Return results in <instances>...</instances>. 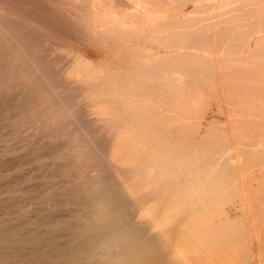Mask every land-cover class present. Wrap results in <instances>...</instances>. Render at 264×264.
<instances>
[{
	"label": "rangeland",
	"instance_id": "374dc122",
	"mask_svg": "<svg viewBox=\"0 0 264 264\" xmlns=\"http://www.w3.org/2000/svg\"><path fill=\"white\" fill-rule=\"evenodd\" d=\"M263 46L264 0H0V264H68L101 190L157 213L131 264H264Z\"/></svg>",
	"mask_w": 264,
	"mask_h": 264
},
{
	"label": "bare ground",
	"instance_id": "6f19581e",
	"mask_svg": "<svg viewBox=\"0 0 264 264\" xmlns=\"http://www.w3.org/2000/svg\"><path fill=\"white\" fill-rule=\"evenodd\" d=\"M258 43V42H257ZM259 44H260V42L257 44L258 45V47H259ZM239 47V46H238ZM236 48V47H235ZM247 48V47H246ZM263 48H264V46H263ZM232 49L233 50H235L233 47H232ZM260 49L262 50V48L260 47ZM257 51H258V49H257ZM180 53V52H179ZM262 53V52H261ZM188 54V53H187ZM263 54V53H262ZM193 55V54H192ZM175 57V56H174ZM188 57V56H187ZM262 57H264V56H261V59L262 60H264ZM193 58H194V56H193ZM186 59V58H185ZM201 59H203V57H201ZM241 59V58H240ZM258 60L260 59V58H257ZM194 60V59H193ZM249 60V59H248ZM251 61L252 60H254V59H250ZM257 60V61H258ZM262 60H260V61H262ZM184 61V60H183ZM197 61V60H196ZM223 61V60H222ZM236 62L233 64V63H231V62H229V68L231 69V67L233 68L234 67V69H237V66H234L235 64H239L240 62H241V60H235ZM243 61H244V63L246 62L247 64L246 65H249L248 64V62H247V60L245 61L244 59H243ZM232 62H234V61H232ZM243 62H241V64H242ZM252 63V62H251ZM254 63H256V62H254ZM258 63H259V61H258ZM257 63V64H258ZM262 63H264V62H262ZM163 64V63H162ZM230 64H232V66H230ZM256 64V65H257ZM263 65V64H262ZM241 66V65H240ZM259 67H260V64L258 65ZM258 66H257V68H258ZM200 67H203L202 65L200 66ZM242 67H245V64L244 65H242ZM262 67V66H261ZM195 68V67H194ZM240 67H238V69H239ZM254 68H256V67H254ZM263 68H264V66H263ZM233 69V70H234ZM241 69V68H240ZM260 69V68H259ZM246 70H248V69H246ZM262 70H263V72H264V69H261V70H256L257 71V75H259V77H260V75H261V77L260 78H263L264 77V75L263 74H259V72H261L262 73ZM239 71V70H238ZM243 71H245V69L243 70ZM248 71H250V70H248ZM251 71H253V70H251ZM254 71H255V69H254ZM84 72V71H83ZM210 72V71H209ZM237 72V71H236ZM242 72V71H241ZM203 73V72H202ZM222 73V72H221ZM232 73V72H231ZM242 73H244V72H242ZM198 74V73H197ZM254 74V73H253ZM252 74V75H253ZM234 75V74H233ZM238 75V74H237ZM239 75H240V73H239ZM249 75V74H248ZM255 75H256V73H255ZM80 76V75H79ZM223 76V75H222ZM263 76V77H262ZM211 77V76H210ZM244 77H246L245 75H244ZM194 78V77H193ZM233 79H235L234 77H232ZM239 78V77H238ZM248 78V77H247ZM240 79V78H239ZM248 80V79H247ZM262 80V79H261ZM260 80V81H261ZM197 81V80H196ZM205 81V80H204ZM235 81V80H234ZM233 81V82H234ZM250 81V80H249ZM264 80H262V82H263ZM238 82V81H237ZM242 82H245V81H242ZM246 82H248V81H246ZM252 82V81H251ZM261 82V83H262ZM241 83V82H240ZM239 83V84H240ZM260 83V84H261ZM238 84V83H237ZM251 84V83H250ZM252 84H254V83H252ZM199 85V84H198ZM227 85V84H226ZM246 85H247V83H246ZM241 86V85H240ZM248 86H249V84H248ZM257 86H259V85H257ZM256 85H255V88L256 89H258V87H257ZM262 86H264V82H263V84H262ZM236 87V86H235ZM253 87V89H254V85L252 86ZM251 87V88H252ZM230 88V87H229ZM239 88V87H238ZM242 88V90H241V92H243V93H241V96L239 95V93L237 94V95H239V96H237V97H240V99H238L239 100V102H245V100L247 99L248 101H249V99H253V101H251L250 102V105L252 104L254 107H255V105L257 104V102H262L261 101V99H262V96L264 97V94H261L262 92H260L261 90L260 89H258V91L256 90V92L257 93H255V91H254V93L255 94H258V95H256V99L258 100V98L259 97H257V96H261L260 97V101H257L256 99H254V98H251V95L250 94H254V93H248L249 91V89L247 88V87H245V88H243V86L241 87ZM262 88V87H261ZM231 89V88H230ZM232 89H236V88H233L232 87ZM231 89V90H232ZM179 91V90H178ZM228 91V90H227ZM235 91V90H234ZM238 91H240V90H238ZM238 91H235V92H238ZM246 91V93H244ZM253 91V90H252ZM232 92V91H231ZM234 92V93H235ZM264 93V92H263ZM61 94V93H60ZM235 94V95H236ZM261 94V95H260ZM234 95V94H233ZM247 95H250V98H248L249 96H246ZM244 96V99H242V97ZM253 96V95H252ZM245 97H246V99H245ZM234 98H235V96H234ZM150 99V98H149ZM254 100L256 101V104H254L253 102H254ZM263 100V99H262ZM108 101V100H107ZM145 102V101H144ZM247 102V101H246ZM146 103V102H145ZM264 103V102H263ZM249 104V103H248ZM248 104H246L245 103V105H247L248 106ZM260 104H262V103H260ZM263 105V104H262ZM180 106V105H179ZM252 106V107H253ZM257 106V105H256ZM240 107V106H239ZM259 107V106H258ZM263 107V106H262ZM264 108V107H263ZM94 111H96V110H94ZM127 111V110H126ZM193 111V110H192ZM244 111V110H243ZM247 111V110H246ZM245 111V112H246ZM259 111V110H258ZM73 112V111H72ZM81 112V111H80ZM191 112V111H190ZM189 112V113H190ZM263 112V111H262ZM75 113V112H74ZM78 113V112H77ZM95 113V112H94ZM187 113V112H186ZM196 113V112H195ZM239 113V112H238ZM250 113V112H249ZM64 114V113H63ZM196 115H197V113H196ZM86 116V115H85ZM233 116V115H232ZM247 116V115H246ZM260 116V115H259ZM264 116V115H263ZM107 117V116H106ZM240 117V116H239ZM150 119H152V118H150ZM232 119V118H231ZM258 119V118H257ZM236 120V119H235ZM152 121V120H151ZM230 121V120H229ZM233 121V119L231 120V122ZM238 120H236L235 122H233V123H238L239 125H241V126H239L238 124H236V125H238L237 127L238 128H240V129H238L237 127H235V128H237L235 131L237 132V131H239V130H241V132L242 131H245L244 132V134L246 135V130H248L249 131V129H246L247 127H243V125H245L244 123H242V124H240V122H237ZM245 121V120H244ZM144 122V121H143ZM189 122V121H188ZM193 122V121H192ZM206 122V121H205ZM204 122V123H205ZM227 122V121H226ZM247 121H245V123H246ZM249 122V121H248ZM73 123V122H72ZM154 123V122H153ZM185 123V122H184ZM190 123V122H189ZM195 123V122H194ZM198 123H200V121L198 122ZM207 123V122H206ZM253 123V122H252ZM230 124H232V123H230ZM256 124H258V123H256ZM152 125V124H151ZM195 125V124H194ZM200 125V124H199ZM233 125V124H232ZM248 125H249V123H248ZM176 126H177V123H176ZM187 126H190V125H187ZM192 126V125H191ZM190 126V127H191ZM247 126V125H246ZM250 126V125H249ZM255 126V125H254ZM116 127V126H115ZM173 127H175V125L173 126ZM172 127V128H173ZM182 127V126H181ZM185 128H190V127H186V125L184 126ZM207 127H208V125H207ZM210 128H213V127H211V126H209ZM169 128H170V126H169ZM176 128V127H175ZM185 128H183V131L185 130ZM191 128H193V126L191 127ZM202 128V127H201ZM233 128V127H232ZM231 128V129H232ZM243 128V129H242ZM245 128V129H244ZM198 129V128H197ZM205 128H203L202 130H204ZM225 129H227V128H225ZM259 129H260V127H259ZM258 129V130H259ZM262 129H264V123H263V126H262ZM76 130V129H75ZM145 130V129H144ZM147 130V129H146ZM168 130V129H167ZM177 130V129H176ZM180 129H178V131H179ZM188 130H190V129H188ZM208 130V129H207ZM214 130V129H213ZM261 130V129H260ZM74 131V130H73ZM150 131V130H149ZM181 131V130H180ZM198 131V132H197ZM231 131H233V129L231 130ZM230 131V132H231ZM251 131H253V130H251ZM251 131H250V133H251ZM263 131V130H262ZM171 133H172V131H170ZM169 132V133H170ZM186 133L188 132L187 130L185 131ZM190 132H191V134H193L192 133V130H190ZM193 132H197V133H199V130H193ZM216 132V131H215ZM214 132V133H215ZM218 132H219V130H218ZM225 132V130L223 131V133ZM230 132H228V133H230ZM240 132V131H239ZM238 132V133H239ZM256 132V131H255ZM141 133V132H140ZM142 133H145V132H142ZM170 133V134H171ZM185 133V134H186ZM189 133V132H188ZM201 133V132H200ZM249 132L247 133V134H250ZM257 133H259V131H257ZM263 133H264V131H263ZM263 133H260V134H263ZM203 134H205V133H203ZM217 134V133H216ZM225 134H227L226 132H225ZM241 134H243V132L241 133ZM256 134V133H255ZM189 135V134H188ZM194 135H196V134H194ZM200 135L201 134H197V137L199 136L200 137ZM150 136V135H149ZM152 136V135H151ZM150 136V137H151ZM167 136V135H166ZM171 136V135H170ZM175 136V135H174ZM192 136V135H191ZM202 136V135H201ZM222 136V135H221ZM220 136V137H221ZM224 136V135H223ZM222 136V137H223ZM227 135H225L223 138H225ZM252 136V135H251ZM137 137V136H136ZM173 137V136H172ZM172 137H169V138H172ZM176 137V136H175ZM193 137V136H192ZM228 137V139H230L229 137L230 136H227ZM226 137V138H227ZM258 137V136H257ZM225 138V139H226ZM217 139H219V138H217ZM137 140V139H136ZM196 140H197V138H196ZM202 140V139H201ZM231 140V139H230ZM169 141H171V140H169ZM218 141H220V140H218ZM227 141H229V140H227ZM227 141H225V143L227 142ZM115 142V141H114ZM194 142H197V141H195L194 140ZM202 142V141H201ZM209 142V141H208ZM126 143V142H125ZM141 143L143 144V142L141 141ZM207 143V142H206ZM222 142L220 141V144H221ZM119 144V143H118ZM148 144H149V142H148ZM204 144H205V142H204ZM227 144V143H226ZM121 145H123V143L121 144ZM124 145H127V143L126 144H124ZM203 145V144H202ZM137 146L138 145H136V144H129L128 145V151L129 152H133L132 153V155L134 154V153H136L135 151H134V148H137ZM154 146V145H153ZM204 147H205V145H203ZM213 146H215L214 144H213ZM100 148V147H99ZM124 148L126 149L127 147L126 146H124ZM172 148H173V146H172ZM175 148V147H174ZM220 149V148H219ZM222 150H223V148H221ZM226 149V148H225ZM118 150V149H117ZM140 150V149H139ZM166 150V149H165ZM164 150V151H165ZM138 151V150H137ZM124 152V151H123ZM139 152V151H138ZM227 152V151H226ZM261 152V151H260ZM117 153V152H116ZM125 153V152H124ZM141 153V152H140ZM169 153H171L170 151H169ZM223 153V152H222ZM262 153V152H261ZM84 154V153H83ZM118 154H119V152H118ZM178 154V153H177ZM206 154V153H205ZM224 154H226V153H224ZM257 154V155H256ZM256 154L254 153V156H256V157H259V153L258 152H256ZM135 155V154H134ZM153 155V154H152ZM261 155V154H260ZM160 156V155H159ZM175 156V155H174ZM209 156V155H208ZM218 156V155H217ZM262 156V155H261ZM250 157H252V156H250ZM264 157V155L262 156V157H260V158H262V159H264L263 158ZM142 158H144V157H142ZM150 158V157H149ZM155 159H156V157H155ZM154 159V160H155ZM159 159V158H158ZM253 159V158H252ZM216 160V159H215ZM215 160H214V162H215ZM227 160V159H226ZM259 160H261V159H259ZM251 161H254V160H251ZM264 161V160H263ZM156 162V161H155ZM167 162V161H166ZM178 162V161H177ZM104 163V162H103ZM251 163V162H250ZM253 163V162H252ZM260 163H262V161L260 162ZM213 164V163H212ZM248 163H246L245 164V168H248V167H246V165H247ZM258 164V163H257ZM206 165V164H205ZM250 165V164H249ZM128 166V165H127ZM244 166V165H243ZM248 166V165H247ZM253 166H256V163L253 165ZM115 167V166H114ZM209 167V166H208ZM257 167L259 168V167H261V169L259 168L258 169V171L260 170H262L263 169V171H264V168H262V166L260 165V166H258L257 165ZM264 167V166H263ZM135 168V167H134ZM198 168V167H197ZM249 168H250V166H249ZM108 169V168H107ZM254 169H256V168H254ZM103 171H105V170H103ZM192 171V170H191ZM256 171V170H255ZM254 171V172H255ZM259 171V172H260ZM263 171H261L260 172V177H259V179L261 180V181H259V179H258V181L261 183L262 181L264 182V177H262L261 178V176H264V175H261V173L263 172ZM204 172V171H203ZM251 171H249V173H250ZM258 172V173H259ZM196 174V173H195ZM263 174V173H262ZM186 175V174H185ZM255 175H256V173H255ZM248 176H250L249 174H248ZM174 177V176H173ZM195 177V176H194ZM178 178V177H177ZM176 178V179H177ZM187 178V177H186ZM251 178L253 179V178H255L256 179V177L254 176V173H253V175H251ZM166 179H167V177H166ZM263 179V180H262ZM119 182V181H118ZM129 182V181H128ZM166 182V181H165ZM116 184V183H115ZM150 184V183H149ZM221 184V183H220ZM263 186H264V183H261ZM260 184V185H261ZM129 185V184H128ZM104 188V187H103ZM138 188V187H137ZM151 188V187H150ZM218 188V187H217ZM140 189V188H139ZM189 189V188H188ZM209 189V188H208ZM216 189V188H215ZM111 191V190H110ZM109 191V192H110ZM146 191V190H145ZM150 191V190H149ZM190 191V190H189ZM221 191V190H220ZM263 191V190H262ZM100 192V191H99ZM116 192V191H115ZM140 192V191H139ZM151 192V191H150ZM183 192V191H182ZM216 192V191H215ZM264 192V191H263ZM101 194L103 193V195L102 196H99V197H103V199L102 198H100V199H102V202H100V203H105L106 204V207L107 208H104L105 210H104V212L102 213V218H101V216H100V218L102 219V220H98L99 222H95V224H93V226L92 227H89V229L87 230V228H86V232H85V228H84V233H82V234H79V236H77V237H75L74 236V238L69 242V249H70V251H71V254H70V258H69V263L68 264H77V263H79L78 261L76 262V260H79L78 258H76L77 257V255L78 254H80V256L81 257H83L85 260L87 259L88 261H91L93 258H97V261H98V264H131L132 262H136V261H142V260H144V258H145V256L146 255H143V251H146V252H150V251H152L151 249L152 248H154L155 246H153V244L154 243H156L157 241H159V239L161 240L162 238H163V236L161 237V238H159V236H161V234H162V231H161V234H159V236L158 237H156L157 235H153L154 233H152V235H150V233H151V231L150 230H148V229H150V227L153 225V224H156V222H158V221H156V217H157V213L154 215V217L153 218H150V219H152L151 221H149L148 222V220L145 222V224L147 223V225L146 226H144L143 224H141L142 226H139V225H137L136 226V224L135 223H133V222H135V221H133L134 220V216H135V213H133V211H132V209H130V207H129V204H128V200H126V199H123L122 197V195L121 194H119V193H117V195L118 196H122L120 199L118 198H116V197H118L117 195H115V199H117V200H115V204H110L109 205V203H110V200H108V191H105V190H103V192H102V190H101V192H100ZM111 193V192H110ZM123 193V192H122ZM148 194V193H147ZM209 194V193H208ZM112 195H114V194H112ZM182 195V194H181ZM189 195V194H188ZM226 195V194H225ZM259 195H261V197L260 198H262L263 196H264V194H260L259 193ZM111 196V195H110ZM214 196H216V195H214ZM221 196H222V194H221ZM95 197V196H94ZM138 197V196H137ZM113 198V197H112ZM191 198V197H190ZM194 198V197H193ZM241 198V197H240ZM264 199V198H263ZM225 200V199H224ZM260 200H262V199H260ZM97 201V200H96ZM113 201V200H112ZM190 201H193V200H190ZM230 201V200H229ZM226 202H228V201H226ZM236 202V201H235ZM112 203V202H111ZM231 204V203H230ZM233 204H235V203H233ZM94 205H96V203L94 204ZM259 205V204H258ZM91 206H93V205H91ZM105 206V205H104ZM226 206V205H225ZM157 207V206H156ZM215 207V206H214ZM178 208V207H177ZM235 208V207H234ZM262 208V207H261ZM146 209H148V208H146ZM155 209V208H154ZM170 209V208H169ZM171 209H173V208H171ZM181 209V208H180ZM183 209V208H182ZM101 210H102V208H101ZM190 210V209H189ZM211 210V209H210ZM85 211H87V210H85ZM150 211V210H149ZM161 211V210H160ZM97 212V211H96ZM158 212V211H157ZM176 212V211H175ZM231 212H233V211H231ZM262 212V211H261ZM86 213V212H85ZM95 213V212H94ZM165 213H166V210H165ZM167 213H169V211L167 212ZM178 213V212H177ZM216 213V212H215ZM137 214V213H136ZM159 214V213H158ZM83 215V214H82ZM93 215V214H92ZM101 215V214H100ZM148 215V214H147ZM146 215V216H147ZM162 215V214H161ZM165 214L163 213V216H164ZM231 215V214H230ZM247 215V214H246ZM160 216V215H159ZM159 216H158V218H159ZM167 216V215H166ZM177 216V215H176ZM175 216V217H176ZM98 217V216H97ZM135 217H138V216H135ZM172 217V216H171ZM181 217V216H180ZM255 217V216H254ZM194 218V217H193ZM204 218V217H203ZM122 219H124V223L123 224H121V220ZM135 219H137V218H135ZM149 219V220H150ZM163 219V218H162ZM178 219V218H177ZM182 219V218H181ZM212 219V218H211ZM237 219V218H236ZM239 219H241L240 217H239ZM238 219V220H239ZM126 220V221H125ZM159 220V219H158ZM170 220H172V219H170ZM190 220V219H189ZM213 220V219H212ZM219 220H221V219H219ZM263 220V219H262ZM145 221V220H144ZM173 221V220H172ZM208 221V220H207ZM214 221V220H213ZM216 221V220H215ZM246 221V220H245ZM248 221V220H247ZM141 222H143V221H141ZM141 222H138L139 224L141 223ZM170 222V221H169ZM183 222V221H182ZM184 222H189V221H184ZM239 222V221H238ZM261 222V221H260ZM173 224L175 223V222H172ZM177 223V222H176ZM181 223V222H180ZM213 223V222H212ZM223 223V222H222ZM183 224H185L186 225V223H183ZM194 224V223H193ZM214 224V223H213ZM239 224V223H238ZM91 225V224H90ZM180 225H182V224H180ZM198 225V224H197ZM226 225V224H225ZM232 225V224H231ZM155 227L154 228H156L157 227V225H154ZM169 226H171V225H169ZM182 226H184V225H182ZM203 227H205V225H202ZM215 226V225H214ZM213 226V227H214ZM219 226V225H218ZM223 226H224V224H223ZM191 227V226H190ZM195 227V226H194ZM199 227V226H198ZM208 227V226H207ZM76 228V227H75ZM184 228H185V226H184ZM183 228V229H184ZM197 228V227H196ZM222 228V227H221ZM73 229V228H72ZM79 229V228H78ZM168 229H169V227H168ZM176 229H178V228H171V229H169V230H166V231H164L163 230V234H164V236L166 235V234H168L169 232H170V234H168V235H171V233H172V235H173V237H175L174 235H176V233H174L173 234V232L175 231V232H177V230ZM180 229V228H179ZM182 229V228H181ZM180 229V230H181ZM209 229V228H208ZM218 229H219V227H218ZM82 230H80V231H82ZM157 230H159V229H157ZM179 230V231H180ZM197 230V229H196ZM229 230H230V228H229ZM149 231H150V233H149ZM179 231L177 232V233H179ZM181 231H183V230H181ZM181 231H180V234H183V233H181ZM200 231V230H199ZM207 231V230H206ZM208 231H211V230H208ZM208 231H207V234H208ZM79 232V231H78ZM212 232V231H211ZM195 234H196V232H194ZM202 233H203V231H202ZM232 233V232H231ZM176 235V237L177 236H181V235ZM184 234H186V233H184ZM215 234V233H214ZM216 234H218V233H216ZM225 234V233H224ZM227 234V233H226ZM199 235V234H198ZM228 235H230V234H227V236ZM185 236V235H184ZM189 237V238H191V236H189V234H186V237ZM212 236V235H211ZM210 236V237H211ZM167 237V236H166ZM165 237V238H166ZM172 237V236H171ZM171 237L168 239V238H166V239H168V240H170L171 239ZM199 237H201L200 235H199ZM220 237V236H219ZM53 238H55V237H52V238H50V239H52L53 240ZM82 238V239H81ZM11 239H13V238H11ZM164 239V238H163ZM177 239V238H176ZM182 239V238H181ZM198 239H200V238H198ZM212 239H214V238H212ZM55 240V239H54ZM116 240H118V243H116ZM179 240V239H178ZM189 240V239H188ZM204 239H202V241H203ZM209 240V239H208ZM49 241H51V240H49ZM167 241V240H166ZM181 241V240H180ZM184 241V240H183ZM193 241H196L195 240V238H194V240ZM201 241V242H202ZM210 241V240H209ZM191 243H192V241H190ZM53 243H54V241H53ZM195 243H197V242H195ZM213 243V242H212ZM51 244V243H50ZM95 245H97L98 246V248H100V251H99V253H93V248H95ZM118 246H120V248H117ZM15 248V247H14ZM16 249V248H15ZM54 249V248H53ZM187 249V248H186ZM39 250V249H38ZM59 250V249H58ZM67 250V249H66ZM14 251V250H13ZM0 252H2V253H4L2 250L0 251ZM14 253V252H13ZM17 253V252H16ZM92 253V254H91ZM22 254V253H21ZM29 254V253H28ZM34 254V253H33ZM151 254V253H150ZM27 255V254H26ZM40 255V254H39ZM64 255V254H63ZM32 256H34V255H32ZM58 256V255H57ZM61 256V255H60ZM66 256V255H65ZM10 257V256H9ZM9 257H7V258H9ZM13 257V256H12ZM15 257V256H14ZM17 257V256H16ZM16 257L14 258V259H16ZM20 257V256H19ZM18 257V258H19ZM25 258H26V256H24ZM29 257V256H28ZM37 257H41V255L40 256H38L37 255ZM69 257V256H68ZM79 257V256H78ZM6 258V259H7ZM17 258V259H18ZM29 258H31V257H29ZM44 258H45V256H44ZM54 258H57V257H54ZM53 258V259H54ZM62 258H64V257H62ZM61 258V259H62ZM13 259V258H12ZM20 259L22 260V258L20 257ZM47 259V258H46ZM44 260V259H43ZM64 260V259H63ZM83 260V259H82ZM6 261V260H5ZM4 261V262H5ZM8 261V260H7ZM32 261V260H31ZM34 261V260H33ZM38 261V260H37ZM51 261H53V260H51ZM9 262H11V261H9ZM9 262H7L8 264H10ZM39 262H41V261H39ZM49 262V261H48ZM54 262H56V261H54ZM58 262H61V261H58ZM166 262L167 263H171V261L169 260V259H166ZM45 263V262H44ZM57 263V262H56ZM65 263H67L66 261H65ZM4 264V263H3ZM37 264H41V263H38L37 262ZM52 264V263H51ZM60 264V263H59Z\"/></svg>",
	"mask_w": 264,
	"mask_h": 264
}]
</instances>
